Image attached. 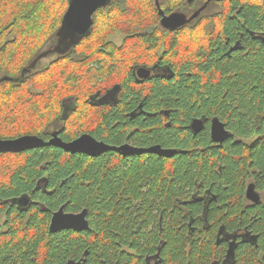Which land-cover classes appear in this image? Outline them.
Masks as SVG:
<instances>
[{"label":"trees","instance_id":"trees-1","mask_svg":"<svg viewBox=\"0 0 264 264\" xmlns=\"http://www.w3.org/2000/svg\"><path fill=\"white\" fill-rule=\"evenodd\" d=\"M69 2L0 0V138L89 133L116 145L132 126L140 146L177 153H146L130 165H114L121 156L112 151L90 157L53 146L0 154V264H147L157 253L158 264H264V204L243 202L249 182L264 189V42L247 31L264 29V0L241 6V25L232 17L236 0L211 2L192 31L164 28L156 0H111L88 36L65 41L58 32ZM159 4L166 15L198 6ZM236 39L240 49L230 50ZM160 53L173 76L132 83L131 67ZM114 84L116 105L90 100ZM141 102L148 115L130 119ZM201 116L226 124L221 146L208 122L190 130ZM205 192L216 197L207 223L199 218ZM30 195L38 204L20 207L17 199ZM63 205L87 209L89 229L52 233ZM221 226H249L256 241L238 243L227 261Z\"/></svg>","mask_w":264,"mask_h":264},{"label":"water","instance_id":"water-1","mask_svg":"<svg viewBox=\"0 0 264 264\" xmlns=\"http://www.w3.org/2000/svg\"><path fill=\"white\" fill-rule=\"evenodd\" d=\"M111 0H70L68 9L63 17L62 26L58 35L66 40L83 39L91 33V29L94 23L93 16L101 8L106 7ZM194 0H188L189 3ZM220 1V0H219ZM157 7L159 8V15L162 17L161 24L164 28L174 31L180 27L186 25L189 21L198 16L199 12H196L190 19L182 13H172L166 15L161 9L159 0H156ZM139 77L142 79L150 76V70L147 68H140L138 71ZM7 79V78H6ZM204 119H194L190 125V128L194 133H199L204 129ZM211 139L213 142L222 145L226 139L230 137V131L226 128V124L218 117H214L211 120ZM84 144L94 145V150L85 152L81 150V146ZM58 147L64 151L72 154H85L91 157H97L103 153L109 151L119 152L121 155H143L146 153L156 154L161 157L172 158L177 151L175 149H164L160 145H154L147 148H133L128 145L121 147H112L103 142L96 140L88 133L82 134L78 138L72 141L63 140L58 132H54L51 138L46 141L36 135H24L13 139L0 138V154L4 153H24L29 150L37 149L40 147ZM247 197L259 203L261 197L255 189L254 184H250L247 189ZM29 197L23 196L17 199V203L20 207H26L29 205ZM88 210L84 209L79 213H70L66 211L65 206H61L59 210L55 211L51 218L50 231L52 233L60 232L63 230H74L82 232L88 230L90 223L87 218ZM234 246H230L227 256L233 255ZM156 257H159V253ZM84 260L82 264H85ZM69 264H75L73 261Z\"/></svg>","mask_w":264,"mask_h":264},{"label":"flooded vegetation","instance_id":"flooded-vegetation-1","mask_svg":"<svg viewBox=\"0 0 264 264\" xmlns=\"http://www.w3.org/2000/svg\"><path fill=\"white\" fill-rule=\"evenodd\" d=\"M217 1L220 2L222 0H220V1L219 0H194L191 3H189L188 0H187V2H188L189 5H194V4L198 5L196 7H194L195 5L192 6V8L193 7L194 8L192 9L191 13L189 15H187V18L190 19L196 12H199L200 9H202V7H204L203 10H205V8L211 2H217ZM257 2H258V0H236L237 10L234 12V14L232 15V17H234L239 22L240 25L243 24V20L240 17V15L238 14L241 11V8H242L241 6H243V4H249V5L255 6L257 4ZM203 10H201L200 13ZM200 13L198 14V16L196 18H194L193 20H191V21H189L187 23V24H189L188 25L189 26L188 28H190L191 31H192L193 27L196 26V24H199L198 22H196L197 21L196 19H198ZM247 31H248V33H249V35H250L251 38H253V39H259V40H261V41L264 42V29L256 30V31H251V30H247ZM241 43H242V40L241 39H236L234 45L231 47L230 50L240 49V44ZM190 49H191V52H190L191 55H190L189 59L195 60L197 58V55H198V54H195V47H191ZM160 50H161V48H160ZM142 67L147 68V69L150 70V76L149 77L144 78V79H142L141 77H139L138 71ZM131 68L132 69H131V76H130V78H132V83H134V84H143L145 82H152L153 80H156V79H170L173 76V72L171 70V67H170L169 63H167L166 55H164L163 53H160V54L156 55V60L151 65L143 64V65H138V66H132ZM112 86L113 87L108 86L109 87L108 89H104L102 91L97 92L94 95H91L90 96V100H92V102L95 105H106V106H109V107H111L113 105H116L118 103L120 88L116 84H114ZM105 87L107 88V86H105ZM141 115H143V116H145V115L147 116L148 115L143 110V104H142V102L140 104H138L137 107L133 111L129 112V114H128V116L130 117V119H134V118H136L138 116H141ZM194 119H196V118H194ZM199 119H204L206 121L204 126H206V123L208 122V120H206L202 116L199 117ZM207 124H209V127H211V120ZM190 130L192 131L191 128H190ZM135 131H136V128L130 126L128 128V132H127V134L125 136V139L120 144H116V145H112V144L107 143V142H105L103 140H100V139L94 137L92 134H90V135L93 136L96 140H98L100 142H103V143H105V144H107L109 146H112V147H121V146H124V145H128V146H131L133 148H147V147L154 146V145L147 146V147L140 146L138 144V142H137L136 137L134 136ZM192 132L194 133V131H192ZM194 134H197V133H194ZM210 135H211V131H210ZM155 145H160V144H155ZM216 145L217 146L218 145L221 146L220 144H216ZM160 146L162 148H164V149H171V148H165L162 145H160ZM109 152H111V151H109ZM112 152H114L117 155H120L121 156V158H115L113 160L114 165L115 164H119L120 165V164H123V163L124 164L126 163L127 165H130L132 163V159H130L131 157L142 156V155H129V156H124V155H121L119 152H116V151H112ZM106 153H108V152H106ZM250 184H254L255 185L254 182H249L248 185H247V187H246L245 197H244V200H243V202L246 205L245 208H253L255 205L260 204V203L261 204H264V199H263V197H264V189L260 191V190H258L256 188V185H255V189L259 193V195L261 197V201L259 203H256V202L250 200L247 197V189H248V187H249ZM194 195H196V194H194ZM28 197L30 199L28 207H30L32 204H38V202H34V200L31 198V195L28 196ZM215 199H216V197L214 195H212L210 192H205L201 196V201L203 203V209H204L205 214L202 213L201 215H199V218H202L203 217V221H205V223L208 222V216L206 215V212L208 211L210 204ZM183 209H185V211L187 210L186 207H184ZM188 226H189V229L194 230V227L192 226V222L191 221L188 223ZM248 228H249V226H246V227L239 226L237 228L238 230L236 232L225 233L223 231L224 226H221V231L219 232L218 235H219L220 238H222L223 241H226L227 242L228 248H230V246L232 244H233L234 248H236L237 245H238V243H240L241 241L247 242V239H252V240L256 241V238L254 236H251V233L250 232H246V230ZM157 254L156 255L147 256L146 257L147 264H158L159 257L160 256L159 257H156ZM232 257H233V255H231L230 257L227 256V261L230 258H232Z\"/></svg>","mask_w":264,"mask_h":264},{"label":"snow or ice","instance_id":"snow-or-ice-1","mask_svg":"<svg viewBox=\"0 0 264 264\" xmlns=\"http://www.w3.org/2000/svg\"><path fill=\"white\" fill-rule=\"evenodd\" d=\"M94 145L84 144L81 146V150L88 152L94 150Z\"/></svg>","mask_w":264,"mask_h":264},{"label":"rangeland","instance_id":"rangeland-1","mask_svg":"<svg viewBox=\"0 0 264 264\" xmlns=\"http://www.w3.org/2000/svg\"><path fill=\"white\" fill-rule=\"evenodd\" d=\"M263 199H264V197H263Z\"/></svg>","mask_w":264,"mask_h":264}]
</instances>
